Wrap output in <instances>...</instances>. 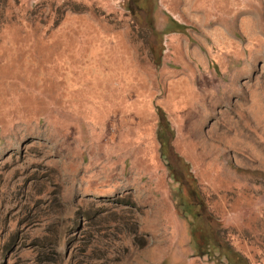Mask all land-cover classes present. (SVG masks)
Returning a JSON list of instances; mask_svg holds the SVG:
<instances>
[{"label":"rangeland","instance_id":"rangeland-1","mask_svg":"<svg viewBox=\"0 0 264 264\" xmlns=\"http://www.w3.org/2000/svg\"><path fill=\"white\" fill-rule=\"evenodd\" d=\"M0 264H264V0H0Z\"/></svg>","mask_w":264,"mask_h":264}]
</instances>
